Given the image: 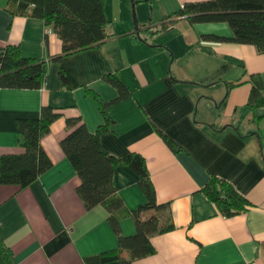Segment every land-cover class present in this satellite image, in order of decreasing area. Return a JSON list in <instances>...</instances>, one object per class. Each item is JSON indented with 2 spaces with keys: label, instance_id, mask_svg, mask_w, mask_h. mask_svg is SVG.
Returning a JSON list of instances; mask_svg holds the SVG:
<instances>
[{
  "label": "crops",
  "instance_id": "1",
  "mask_svg": "<svg viewBox=\"0 0 264 264\" xmlns=\"http://www.w3.org/2000/svg\"><path fill=\"white\" fill-rule=\"evenodd\" d=\"M203 1L106 0L110 37L64 55L53 26L15 14L0 0V48H19L23 58L47 65L40 89L0 86V156L22 151L18 119L38 118L48 106L60 113L41 141L53 167L26 188L0 185V264H88L118 250L109 211L87 209L78 194L80 178L61 146L71 119L91 133L109 123L102 149L119 158L141 155L157 201L167 207L174 229L154 235V253L133 264H264V105L249 104L253 77L261 80L264 100V51L204 38L233 37L226 23L180 19L152 34L185 4ZM108 75L131 95L118 100ZM211 177L246 197L248 211L222 215L202 192ZM141 180L128 166L116 169L117 194L128 211L148 202ZM120 231L134 236L135 220L123 214Z\"/></svg>",
  "mask_w": 264,
  "mask_h": 264
},
{
  "label": "trees",
  "instance_id": "2",
  "mask_svg": "<svg viewBox=\"0 0 264 264\" xmlns=\"http://www.w3.org/2000/svg\"><path fill=\"white\" fill-rule=\"evenodd\" d=\"M106 0H8L9 9L18 15L44 20L53 26L63 42V54L69 55L92 47H100L110 35L109 21L105 14ZM180 19H187L192 25L204 23H226L233 31V37L205 36L218 42L253 45L264 51V0H208L187 3L178 12L168 17L160 29L152 34L171 30ZM140 29V27H139ZM148 31L150 30L147 29ZM0 86L6 89H40L47 76L45 61L23 58L19 48L4 47ZM65 78L63 72L61 74ZM119 91V99L131 95L129 87L120 79L106 76ZM254 87L250 106L264 105L261 95L262 83L253 77ZM60 113L52 107H44L38 118H20L17 121L20 153L0 156V185H18L26 188L48 172L53 163L42 146V138L50 133L52 124ZM108 122L109 119H107ZM69 133L61 141L62 149L80 178L78 194L87 209L104 206L110 213V222L118 235V250L89 258L88 264H133L137 259L154 253L151 238L174 229L171 219L164 213L167 207L157 201L155 187L150 179L145 159L132 153L125 158L116 157L104 151L100 136L109 129V123L91 133L86 125L77 119L67 121ZM168 145L176 150V144L164 136ZM125 165L141 175L140 182L148 202L128 211L117 194L116 169ZM202 192L227 218L248 211V199L239 194L227 181L211 177ZM131 216L137 233L125 237L120 231L122 215ZM127 251L129 258L122 259L121 252Z\"/></svg>",
  "mask_w": 264,
  "mask_h": 264
},
{
  "label": "built area",
  "instance_id": "3",
  "mask_svg": "<svg viewBox=\"0 0 264 264\" xmlns=\"http://www.w3.org/2000/svg\"><path fill=\"white\" fill-rule=\"evenodd\" d=\"M4 54V51L2 49H0V74H1V70H2V56Z\"/></svg>",
  "mask_w": 264,
  "mask_h": 264
},
{
  "label": "water",
  "instance_id": "4",
  "mask_svg": "<svg viewBox=\"0 0 264 264\" xmlns=\"http://www.w3.org/2000/svg\"><path fill=\"white\" fill-rule=\"evenodd\" d=\"M135 27H136V34L138 35V37H140V29H139V26H138V24L136 23L135 24Z\"/></svg>",
  "mask_w": 264,
  "mask_h": 264
}]
</instances>
